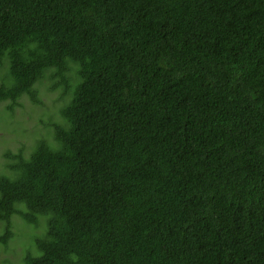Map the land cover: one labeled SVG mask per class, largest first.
Returning a JSON list of instances; mask_svg holds the SVG:
<instances>
[{
  "label": "trees",
  "instance_id": "obj_1",
  "mask_svg": "<svg viewBox=\"0 0 264 264\" xmlns=\"http://www.w3.org/2000/svg\"><path fill=\"white\" fill-rule=\"evenodd\" d=\"M0 68L61 102L3 153L19 264H264V0H0Z\"/></svg>",
  "mask_w": 264,
  "mask_h": 264
},
{
  "label": "rangeland",
  "instance_id": "obj_2",
  "mask_svg": "<svg viewBox=\"0 0 264 264\" xmlns=\"http://www.w3.org/2000/svg\"><path fill=\"white\" fill-rule=\"evenodd\" d=\"M6 74L5 68H0V80ZM39 96L43 104L34 105L29 97L23 95L18 102L20 106L15 107V114L7 119L4 110V103L0 104V173H6L3 166L4 150L8 149L14 153L18 148H24V154L27 156L33 145V141L41 135L44 138L49 137V130H45L40 120H46L48 116L59 119L58 106L61 102L58 100V91L46 90V85L37 86ZM0 224V232H1ZM13 237L8 242L7 247L0 246V264H19L20 257L26 252V248H31V234H42L44 226L41 224L38 228L25 224L18 216L12 218ZM29 251V250H27ZM22 264V263H21Z\"/></svg>",
  "mask_w": 264,
  "mask_h": 264
}]
</instances>
